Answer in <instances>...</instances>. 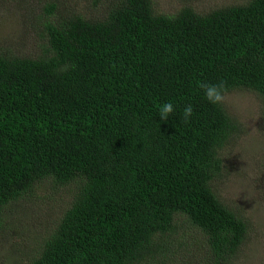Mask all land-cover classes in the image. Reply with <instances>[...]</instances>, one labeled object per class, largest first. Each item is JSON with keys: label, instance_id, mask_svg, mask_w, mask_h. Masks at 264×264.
I'll use <instances>...</instances> for the list:
<instances>
[{"label": "trees", "instance_id": "1", "mask_svg": "<svg viewBox=\"0 0 264 264\" xmlns=\"http://www.w3.org/2000/svg\"><path fill=\"white\" fill-rule=\"evenodd\" d=\"M103 1L97 19L59 20L50 3L38 57L0 52V211L45 179L80 184L23 264H176L186 231L227 261L248 225L213 182L241 125L200 85L224 81L264 106V0L173 14Z\"/></svg>", "mask_w": 264, "mask_h": 264}, {"label": "rangeland", "instance_id": "2", "mask_svg": "<svg viewBox=\"0 0 264 264\" xmlns=\"http://www.w3.org/2000/svg\"><path fill=\"white\" fill-rule=\"evenodd\" d=\"M97 0H0V52L36 58L47 45L45 23L50 3L61 20L69 13L89 19L103 18L108 2ZM156 12L173 14L189 5L195 11H210L249 0H152ZM52 20V18L50 19ZM49 20V21H50ZM229 114L240 123V130L220 153L223 169L213 182L219 198L242 216L248 225L245 243L229 260L210 254L195 231L182 233L183 244L176 247V264H264V106L262 99L248 90L225 95ZM78 181L58 185L45 179L34 191L0 211V264H23L39 252L38 242L49 226L55 228L62 212L78 191ZM181 239V234L177 237Z\"/></svg>", "mask_w": 264, "mask_h": 264}, {"label": "clouds", "instance_id": "3", "mask_svg": "<svg viewBox=\"0 0 264 264\" xmlns=\"http://www.w3.org/2000/svg\"><path fill=\"white\" fill-rule=\"evenodd\" d=\"M200 87L202 88L204 92V96L206 100L213 104L218 105L222 104L225 100V94H226V82L220 81L216 84H201ZM193 106L192 104H187L183 109V119L184 122H189L191 116L193 115ZM175 112V106L172 102H165L162 105L159 106L158 109V115L163 121H167L168 118L174 114Z\"/></svg>", "mask_w": 264, "mask_h": 264}]
</instances>
